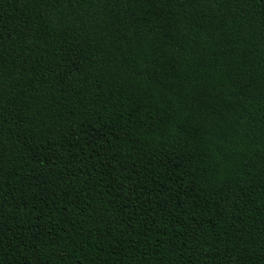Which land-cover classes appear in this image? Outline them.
Returning <instances> with one entry per match:
<instances>
[{
	"label": "trees",
	"instance_id": "trees-1",
	"mask_svg": "<svg viewBox=\"0 0 264 264\" xmlns=\"http://www.w3.org/2000/svg\"><path fill=\"white\" fill-rule=\"evenodd\" d=\"M0 264H264V0H0Z\"/></svg>",
	"mask_w": 264,
	"mask_h": 264
}]
</instances>
